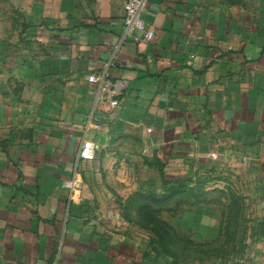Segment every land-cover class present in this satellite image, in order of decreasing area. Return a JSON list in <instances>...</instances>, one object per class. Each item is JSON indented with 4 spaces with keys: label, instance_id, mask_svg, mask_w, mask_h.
Returning <instances> with one entry per match:
<instances>
[{
    "label": "crops",
    "instance_id": "0c3cea01",
    "mask_svg": "<svg viewBox=\"0 0 264 264\" xmlns=\"http://www.w3.org/2000/svg\"><path fill=\"white\" fill-rule=\"evenodd\" d=\"M18 2L55 84L28 102L0 86V264H146L92 216L84 184L83 202L63 187L95 163L84 140L97 155L120 132L163 157L237 165L264 195V0H145L147 42L125 35V0ZM104 72L105 87L88 81ZM247 239L242 264H264V216Z\"/></svg>",
    "mask_w": 264,
    "mask_h": 264
},
{
    "label": "rangeland",
    "instance_id": "374dc122",
    "mask_svg": "<svg viewBox=\"0 0 264 264\" xmlns=\"http://www.w3.org/2000/svg\"><path fill=\"white\" fill-rule=\"evenodd\" d=\"M51 70L21 4L0 0L4 94L30 101L55 84L47 82ZM119 134L83 170L94 218L110 220L109 229L136 243L146 264H242L252 256L247 238L264 216V195L250 170L163 157L143 143L121 145Z\"/></svg>",
    "mask_w": 264,
    "mask_h": 264
},
{
    "label": "built area",
    "instance_id": "2783aa9c",
    "mask_svg": "<svg viewBox=\"0 0 264 264\" xmlns=\"http://www.w3.org/2000/svg\"><path fill=\"white\" fill-rule=\"evenodd\" d=\"M144 4L145 0H125L123 16L124 32L133 41L147 42L154 36V32L146 26L145 21L141 17V10ZM106 76L107 72L100 75L91 74L88 76V81L100 83L105 87ZM110 104L116 105L117 101L110 100ZM95 156L94 143L90 140H84L79 151V158L90 161ZM63 187L67 190L69 198L79 202L84 201L83 183L77 171L63 183Z\"/></svg>",
    "mask_w": 264,
    "mask_h": 264
}]
</instances>
